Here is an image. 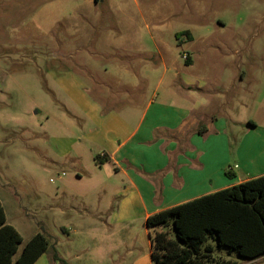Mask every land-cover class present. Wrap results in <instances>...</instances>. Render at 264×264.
Here are the masks:
<instances>
[{
  "label": "rangeland",
  "instance_id": "1",
  "mask_svg": "<svg viewBox=\"0 0 264 264\" xmlns=\"http://www.w3.org/2000/svg\"><path fill=\"white\" fill-rule=\"evenodd\" d=\"M157 49L165 65L156 61ZM125 65L123 82L139 86L124 93L116 71ZM52 69L74 74L82 100L85 94L104 106L114 97L130 101L154 93L160 100L168 85L187 80L192 102L224 110L227 121L233 116L227 134L234 147L248 120L264 126V0H0V203L6 223L21 236L18 252L41 233L47 250H67L70 264H91L96 259L90 262L86 251L99 241L88 231L100 225L91 211L106 206L95 191L109 181L108 168L88 157L82 139L87 115ZM142 227L137 230L145 239ZM213 255L264 264V258L244 259L224 248Z\"/></svg>",
  "mask_w": 264,
  "mask_h": 264
},
{
  "label": "crops",
  "instance_id": "2",
  "mask_svg": "<svg viewBox=\"0 0 264 264\" xmlns=\"http://www.w3.org/2000/svg\"><path fill=\"white\" fill-rule=\"evenodd\" d=\"M183 53L190 61L189 53ZM156 54L165 65L160 49ZM50 75L87 115L90 126L82 139L91 162L108 168L109 181L95 191L106 206L91 211L100 222L88 231L99 241L91 246L96 249L86 251L90 262L96 259L91 264H152L150 236L159 229L146 226L149 215L264 174V126L248 120L244 136L231 147L227 122H234L233 116L227 114V121L224 110L213 112L208 103L192 102L187 80L168 85L160 100L154 93L140 100L114 97L104 106L84 92L82 100V85L71 72L52 69ZM128 75L126 65L116 71L124 93L139 86L124 83ZM95 157L108 160L97 163ZM139 224L145 239L139 236ZM56 254L64 263L53 259L55 250L46 249L33 264H70V252Z\"/></svg>",
  "mask_w": 264,
  "mask_h": 264
},
{
  "label": "trees",
  "instance_id": "3",
  "mask_svg": "<svg viewBox=\"0 0 264 264\" xmlns=\"http://www.w3.org/2000/svg\"><path fill=\"white\" fill-rule=\"evenodd\" d=\"M145 223L159 229L150 236L152 264H237L217 260L213 253L221 248L254 260L264 255V174L153 213ZM21 241L0 203V264H33L49 243L35 233L18 252ZM53 259L64 263L56 253Z\"/></svg>",
  "mask_w": 264,
  "mask_h": 264
},
{
  "label": "built area",
  "instance_id": "4",
  "mask_svg": "<svg viewBox=\"0 0 264 264\" xmlns=\"http://www.w3.org/2000/svg\"><path fill=\"white\" fill-rule=\"evenodd\" d=\"M186 54L185 53H182V58L185 59L186 58Z\"/></svg>",
  "mask_w": 264,
  "mask_h": 264
}]
</instances>
